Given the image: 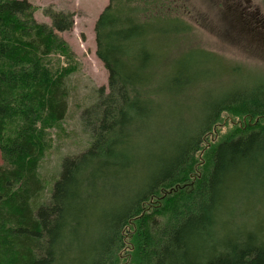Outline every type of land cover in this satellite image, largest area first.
<instances>
[{"label":"trees","instance_id":"16d2710c","mask_svg":"<svg viewBox=\"0 0 264 264\" xmlns=\"http://www.w3.org/2000/svg\"><path fill=\"white\" fill-rule=\"evenodd\" d=\"M179 8L109 0L95 24L109 90L83 113L92 141L39 201L47 129L67 111L48 57L67 51L73 16L47 9L49 26L30 1L0 0V264H264V228L232 219L264 198V78L197 46ZM224 114L239 121L222 133Z\"/></svg>","mask_w":264,"mask_h":264},{"label":"rangeland","instance_id":"374dc122","mask_svg":"<svg viewBox=\"0 0 264 264\" xmlns=\"http://www.w3.org/2000/svg\"><path fill=\"white\" fill-rule=\"evenodd\" d=\"M28 1L35 5L34 18L40 23L52 25L51 17L45 13L47 9L73 16V26L58 32L67 44V51L48 57V70L56 72L55 76L65 83L67 111L62 121L47 129L50 147L39 167L45 184L39 201H46L60 176L64 159L90 146L92 136L83 126L85 109L96 102L99 90H109V72L96 53L95 38L96 21L109 0ZM179 3V9L195 27L197 46L218 54L225 66L239 68L244 76L264 78V0H179ZM226 80L231 82L233 77L224 75L218 82ZM238 121L224 114L217 127L223 133ZM2 162L0 151V165ZM262 196L250 199L247 208L237 203V213L232 219L241 223L256 221L264 228Z\"/></svg>","mask_w":264,"mask_h":264}]
</instances>
